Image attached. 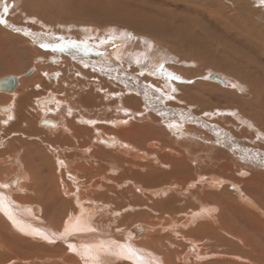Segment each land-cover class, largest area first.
Instances as JSON below:
<instances>
[{
  "label": "bare ground",
  "instance_id": "obj_1",
  "mask_svg": "<svg viewBox=\"0 0 264 264\" xmlns=\"http://www.w3.org/2000/svg\"><path fill=\"white\" fill-rule=\"evenodd\" d=\"M39 1H41V0H39ZM39 1L38 0H26V3H16V1L14 0V3H4L3 0H0V16L1 17H5V16L7 17V15L10 14L9 17L12 18L13 22L17 23V22H23V21L24 22L30 21V22L34 23L35 25L42 27V29L50 30L51 33H49V32L48 33L37 32L34 34H30V39L33 41V43L35 45L40 46L41 47V48L39 47L40 49H43V50L46 49L49 52H51L52 54H54L56 57H59L61 55L65 61L72 62V63L78 65L83 70H88V71L92 72L93 74H100L101 76H104V75L108 76V75H106L105 72H110L111 74H114V75H116L119 72L120 76L123 77V78H121V77L120 78L123 79V82H124V83L123 82H121V83L123 86L127 87V90H126V88L124 90L122 89V91L124 92L123 95H125L124 97H122L123 101H121V103H123V105L121 103L117 102V103H115L116 105L112 108L113 114H112V116H108L109 118L112 117L111 118L112 122L110 123V126H106V128H105L106 132L105 133L103 131L101 133V130L97 127L99 125L94 126L95 123L97 124V121L95 119L96 115L95 116H88L86 118H83L80 115H78V116L75 115L76 117H74L70 120H67V118L72 115L71 114L72 108L70 109L67 104L65 106L63 103L58 102V100H54V98L49 93H47L45 96H42L44 98H37L36 99L35 98L36 95H34V93H33V95H34L33 96L31 93H29L27 91H23L22 93H20V95H17V97L14 96L15 99H13L11 102H9L8 105H6V104L1 105L0 104V113H3V116L1 115L2 122H3L2 124L3 125L6 124L8 126H11V128L14 127L13 131L19 130V133L22 135V137H25L26 139H30L32 136H34L33 135V129L37 128V126L43 127V131H41L42 133H40L38 131L36 132L35 136L38 138L36 140H34L30 145L29 144L25 145L21 142V145H20V151L21 152L19 151V149L18 150L17 149L12 150L13 153H15L16 155H18V151L21 153V161L23 162L22 167L24 169V172L27 174V176L29 178L27 183L26 182H24L23 184L20 183V180H19L20 176L11 177L10 179L5 180V182L2 183L1 182L3 179L2 175L4 173H6L8 175L12 174V173H14L15 169L14 168L0 169V263L2 264L4 262L5 264H12L11 263L12 261L14 263L15 261L17 262V261H21L22 259H25V260H22V261H24L23 264H41L42 262H45L48 264H53V261H55V260H57V261L63 260L62 264H71V263H73V264H114L115 262L121 261V260L125 261L126 264H159V262L151 255L152 253H150V252L148 253V252L142 251L140 249L142 247H144L143 249H145V250L151 249V251L156 249L157 247L155 248L156 245L153 244L155 242L153 240H154V238H156L155 234H157V233H155V232L154 233L153 232L148 233V229L144 226H133L125 232L120 231L121 236H122V240L118 241L114 237H112L114 235L111 236L109 234V230H110L109 228L110 227L108 226V224L110 221L107 222V221L103 220L104 222L101 224V223H99V220L94 217L96 212H99V211L103 210L104 208H106L104 201L105 202L109 201V203L111 201H113L110 204L108 203L107 206L108 205H111L112 207L117 206L118 208L120 206L118 203L119 201L117 202L116 199H115V201L110 200L107 193H105V195H103L101 193L99 194V193L93 192L90 194V196H92L96 200H95V202H92L88 198H86L87 194L82 192V190L85 189V187L83 188L84 185L80 186V184H82L81 179L79 177H75L76 175H74V177H72L69 175V173L65 172L67 174L69 180L75 184L74 185L71 183L73 186L69 184L70 187L65 188V187H63V186H65V184L62 182H59V180L57 178L49 180V179H47V177L45 178V176H44V178L40 177V175L37 171V167L40 166L41 169H44V167H46L47 163H49V158H50V161L52 159V162L57 164L58 167L66 168L68 163L73 165L72 159L74 161H75V159H77L76 161H78V167L81 168V172H82L81 174L84 175L88 171H90L93 167H96V166L97 167L94 169H100L99 172L100 171H104V173H105V171L112 172V170H115L117 168V166H113V165H115L114 163L116 162V160H119L120 162H126L128 165H130V168H129L130 175L132 176V178L134 177V179H135L136 175L133 176V172H131V170L134 169L136 166H139V167L142 166L143 168L148 170L149 174H147V175L145 174L146 176H144V175L139 176L138 175L136 180L142 181L143 184L145 185V187H150V190H148L149 194L146 196L147 199L150 198V203L152 202L151 200L154 198V195H157L159 192L160 193H163V192L166 193V191L169 189V188H167L166 184H167L168 179L170 177L175 178V176H177L178 174L179 175L180 174L189 175L192 173V171H190L191 170L190 168H192V167L190 166V168H189L186 165L185 166L188 168H182L183 166H181L180 169L177 168L176 171L172 170V172H167V170L163 169V167H166L163 165V161L165 160L164 158H168V156L170 155L169 154L170 152L168 154H163V155H162V151L160 149H159L160 152H159V150L155 151V149H152V150H154V152L153 151L149 152V150H151V147L154 144L159 145L158 142L163 143L165 146H167L168 141H166L165 139L160 140V138L158 136L159 134H161V136H163V134L166 133V135L172 136L174 132H177L180 137L175 136L173 138L175 140L172 141V144H174L176 141L178 142L179 139L180 140L182 139L183 141H185L187 139L190 140L189 137H191V139L197 138V137L200 138L201 134L200 135H199V133L193 134V135L187 134L181 128V125L179 124V122H177V121L173 122L172 120L170 121L169 118L175 117L176 113L174 111H166L167 109L164 110L162 108L163 105H161V103H163V102L169 103V101L172 102L174 100H175V104H179V105L181 104L182 105V102H183L185 105L189 104V106H190L191 104L193 105L194 102L199 99V97H198V95L192 94L193 90L194 91L196 90V87L194 88V86L193 87H187V86H180V85L177 86L176 84L175 85L171 84L172 80H174L175 82L177 81L176 79L172 78V77H177V76L173 73V71L170 68L167 67V64L169 65V61L173 60V59L168 58L166 52L161 50L159 47L154 46L149 41L143 39V37H145V36L152 37L155 41L160 42L161 44H164L165 46L169 47L175 54H177L179 56L180 59L185 58V59H188L189 61H196V60L199 61L198 58L200 56L204 57L205 54L206 53L208 54L209 51L211 50L210 44H212V42H214V40L218 41L220 43L221 49H222L220 52H222L225 55V57L228 58V60L223 59L224 62H222V61L221 62H219V61L213 62L210 65H215L216 67H218L217 65L223 66V67L224 66L234 67L235 68L234 70H237V72H238L239 76L242 78V80H245L244 83L248 82L247 84L249 85V94H251V98L254 101V102H250V103H245L242 108L240 106V110H241L242 115L243 116L246 115L250 120H252L254 122H256V119H258V121H260V123H264V122H262L264 119L263 118L264 117V113H263V110H264V68L263 67H264V65H262L263 66L262 67L259 63L261 61L256 60V58L253 56L251 57V55H252L251 53L254 52L255 50H257V51L260 50V52H261L260 55L262 57H264V25L259 24V26H258V25L251 23L253 20L252 17L256 16L257 13L259 14L260 17L264 16V3H258V5H256L255 3H248V4L244 5L243 7H246L247 13H245L243 16L235 17L233 19H231L229 16L227 17L226 14L220 10V12L223 14L221 16V17H223V20H232L234 22V24H233V26H235L234 29L236 32H239L240 37L245 36L246 34H244V32H247L248 36L246 39L244 38V41H243L246 43V45H248V48H246V51H245V47L242 46V42H240V41H238V43L236 41L231 42V39L227 38L228 34H229V30H226L225 28H224L225 31L219 29V31H223V33H222V32L217 31L216 28L213 27L211 21H209V15H210L209 9L210 8L215 9L216 5H214V3H210V2L209 3H199L200 5H204L201 7V6H199L198 3H196L197 0H69V1H73L75 3H69V1H66V0H65L66 2L64 0H62L61 3H59V0H53L54 2H52V3H39ZM43 1L46 2V0H43ZM28 4H31L33 6L34 12H36V13H39V11L42 12L44 9H46L47 13L52 14V17H57V18H59V17L63 18V17H68V16L74 17L75 13H72V10L70 11V9H68V11H66V12H64V10L62 11V9H61V11H59L57 9V8H61L62 6H66V7L70 8V5H72V6L76 5V6H80V7L82 6V7H84L85 11H88V12L91 9H94L93 12H95L94 15L97 16L96 18H98V17L99 18L100 17L101 18H105V17L108 18V16L112 13V18H113V14L117 15L119 18H121L123 20L124 25H121V24L119 25L118 22L119 23H121V22L118 21L117 18L116 19L110 18V20L117 22L116 26L120 29H123V31L125 29L131 31L133 34H135L137 36V38L130 37V35L125 33V31L124 32L121 31V36H119V37L116 35V33L114 31H112V32L108 31L109 33H107V34H105V32H103L104 33L103 36H101L98 33L100 35L99 38L90 39V37H92V36L87 33V31H89V29H87L86 27L84 28V26L78 27L81 30V33H79L80 39L77 36L79 34L76 35L79 40L78 39L74 40L71 36H69L70 34H68L67 36L65 34H62L61 35L63 37L62 38L59 36L60 34L58 35L57 32L55 31V29H56L55 27H57V29H59V30H66V31H69V30L67 28H63V27L60 28L58 26V25H61L60 23H57V24L54 23L55 24L54 26H52V24L48 25V23L45 24L44 22H42L41 19L36 17L37 15H35V16L32 15L31 17L27 16L28 11L26 8H27ZM258 7H260V8H258ZM71 9H75V8H71ZM77 10H79V9H77ZM243 11H245V10H243ZM8 12H10V13L8 14ZM213 15H215V14H213ZM249 15L251 18L249 17ZM212 17L213 16H211V18ZM78 20H80V18H78ZM212 20H214V18H212ZM215 23H217V22L214 21V24ZM228 23H230V22H228ZM262 23H264V20ZM68 25H69V28L74 27L73 24H72V26H71V24H68ZM223 27H226V26H223ZM52 28H55V29H52ZM118 28H117V30H118ZM52 30H54L55 32ZM113 30H115V29H113ZM84 31H85V34H84ZM103 33L101 32V34H103ZM251 33L254 36L249 37V34L251 35ZM55 35H57V36H55ZM44 44L48 45V47H42L41 46ZM31 45H33V44H31ZM60 45H63V47H60ZM10 51L13 54L14 48H11ZM235 53H237V55H236L237 58L236 59L234 58L233 60L230 59V58H233L235 56ZM55 59L56 58H54V57H50L48 60L50 62H55ZM260 60H261V58H260ZM16 63H17V61H16ZM208 63H210V61L206 60L205 65H207ZM16 65L19 68L20 65H18V63ZM17 67L16 68L10 67L11 72L15 71V69H17ZM250 68L256 69L255 71H258V69H260V74H258V75L255 74L253 71L249 70ZM0 70H2L1 66H0ZM83 70H81L82 71L81 73L87 74L88 71H83ZM223 70H225V69H223ZM234 72H236V71H234ZM242 72H243V74H241ZM119 73H118V75H119ZM128 73L129 74L135 73L138 78L141 77L143 79H146V77H147V78L152 80V82H151V80H150V82L153 84H155L154 80L156 78H160L163 80V84L160 88H159V86L157 89L155 87L156 91L152 90L151 93H153V91L155 93V95H153V94L149 93V91H147L148 92L147 93L146 90L145 91L142 90L143 85L140 86V83L137 80H135V78L132 79ZM252 73H254V75ZM93 76H95V75H93ZM96 77L97 76H95V78ZM220 77L222 79H224L225 86L233 87L232 83L228 82L226 80V78H223V76H220ZM5 78H8V77H5ZM5 78H3V79H5ZM207 78H208V76H207ZM3 79H1V80H3ZM15 80H16V86L14 87L13 90L16 89V87L18 86V83H19L16 78H15ZM71 80H73L75 83H77L79 85L82 83L81 80L76 79V78L74 79L73 75L71 76ZM71 80L69 82H71ZM75 80H78V81H75ZM103 82H105V81H103ZM179 82H180V80H179ZM117 83H119V82H117ZM112 84H115V82ZM148 84L147 83L145 84L146 88H147ZM43 85H41V86H43ZM156 85L157 84H155V86ZM30 86H32V85H30ZM34 87H36V86H34ZM170 87L173 88V91ZM121 88H122V86H121ZM33 89L35 90V88H33ZM36 89L38 90L37 87H36ZM110 89H112V88H110ZM114 89H115V87H113V90ZM0 90H2V89H0ZM30 90H32V89H30ZM86 90L87 91L84 93H77L75 95L77 98V103H76L75 107H77L76 109H78V106H79L81 109H83L85 111L86 114L91 113V115H94L95 113L93 111H96L94 109L97 107L96 106L90 107L88 105L89 104L94 105L97 102L98 98H96V96H94L93 89L91 91H88V89H86ZM157 90H160V91L157 92ZM238 90H239V88H238ZM6 91H9V90H6ZM66 91H69V90L66 89ZM117 91H118V89H117ZM175 91H177V94L175 95L177 97L172 96V92H175ZM98 94H100V93H98ZM222 94H226L225 91L222 92L221 95ZM204 95L206 96L207 94H204ZM211 95H214V94H211ZM39 96H41V95H39ZM224 96L225 95H223V97ZM229 96H231L233 101L237 102V99H236L237 96L235 94H232ZM1 99H4V98L0 97V101H1ZM14 102H17V104H18L17 108H14L15 105L12 106L14 104ZM75 102H76V100H75ZM259 102H261L260 104L263 105L261 107V109H263L262 111H260L261 110L259 108L260 106H258ZM32 103L34 105L33 106L34 108L32 107L33 109L30 108V106H31L30 104H32ZM51 103L53 105H51ZM49 104H50V106H49ZM172 104H173V102H172ZM62 106H65V108H63ZM126 108L127 109L132 108V110L142 109V112H141V114L140 113L135 114V113L127 111ZM13 110H15V111H13ZM79 111H81V110H79ZM101 111H102V116L104 118V116H106L105 114L107 112H109V107L104 106ZM60 112L63 114L61 117L59 115ZM73 112H75V111H73ZM152 112L155 114H153ZM76 114H78V113H76ZM254 114L258 115L257 118H255ZM139 115H141V116L145 115L143 117H145L146 121H149L148 124L146 123L144 125V123L143 124L141 123L142 124L141 125V124L131 122L132 125L128 129L127 128L126 129H124V128L123 129L111 128V125L112 126L113 125H121V123L123 124V122H125L126 120H131L135 116L136 117L138 116L137 118H139ZM11 117H13L14 120H13V122L8 124V120L9 119L12 120ZM207 117H209V116H207ZM247 117H244V118H247ZM59 118H62V120L60 121ZM26 123H27V125H25ZM101 123H103V121ZM247 124L249 125V123H247ZM23 125H25L26 127H22ZM155 125H159L160 127H163L162 130H164L165 133L162 131H159L160 130L159 128L157 129V127H154ZM69 126L71 128L68 129ZM211 131L215 135V138L220 143H222L221 146L224 149V135L221 132V130L219 131L217 129H214ZM7 132H10V129ZM30 132H32V133H30ZM83 132H84V135H83ZM86 133L89 136L87 138L88 143H89L88 144L89 147L94 146L95 144L98 145L99 143H102L104 146H106V147H104L105 153H103V154H106L109 157H112V161H115V162H109V161L105 162V161H103V158H100V157H99V160L98 159L94 160V159L90 158L87 154V152H88V147L86 146L87 144L85 143L86 145L85 144L83 145L81 140H79V142L76 146V141L80 137L84 136V141H86L85 140L86 139L85 137H87ZM0 134H1V131H0ZM114 134L115 135L117 134L118 136H120V139L118 138L119 139L118 140L117 138H115L113 136ZM204 137L209 139V136H207L206 134H204ZM16 138H17V136H16ZM129 138L131 139V142H133V145H135L134 144V142H135V143H137L138 146H144V144H145V147L143 149H140V147L138 148L135 145L137 147V149L135 147L133 148V145L131 144V142H128V143H130V145L128 143L124 142V140L127 141V139L129 140ZM173 139H171V140H173ZM259 139H261V138L259 137ZM261 140L264 142L263 137ZM6 141H3V139L0 138V148L6 144ZM71 143L74 145H72ZM60 144H62V145L68 144L69 146L68 147H66V146L64 147L62 145L59 146ZM12 145H13V143H12ZM160 145H162V144H160ZM211 145H214V144H211ZM215 145H216V143H215ZM107 146H111V147L107 148ZM169 146L171 147V144ZM174 146H175V144H174ZM174 146L172 148H175ZM149 147H150V149L148 150L147 148H149ZM179 147L181 148V146H179ZM233 147H235L234 144L230 146L229 151H227L226 149L223 150L222 148L216 149L215 146H210V145L209 146H202L200 144H196L193 146L185 145L182 147L183 153H185L187 155H188V152H191V154L193 153V155L195 152L197 153V154L195 153L196 155H194V156L191 155L192 158H189L188 156L187 157L192 161L198 160V163H197L198 165L196 164V162H194V164L196 165V166L194 165L195 173L193 172L195 174L194 182L190 181L187 183V186L190 188H192V187L194 188L196 186V188L191 189L192 191H189L190 194H187L190 197V198H187V201L189 202V200H190L189 204L192 207H194V209H196V212L194 210L195 214L188 215V216H186V218H183L179 222L182 224L189 223V225H190V223L193 220H196V221L205 220V222H201V224H199L198 229H199V227H200V229L198 231L194 229L195 232H193V228H192L191 230L188 229L189 230L188 232L193 234V236H194V235H199L201 229L207 230L206 234H207V237L209 239H207L205 236L204 237L207 239V241H209V243L206 242L207 244L205 243V245H208V244H210V242L211 243L213 242L214 244H216L215 247H217V250H215L216 252L217 251L223 252V251L227 250L228 252H231L230 256H232V258L236 257V259H237V257L243 256V254L240 251L241 250L240 244H238L239 241L237 240L238 241L237 243L229 241V240L227 241V238L224 237L225 235L222 237V235H220V233H218V234L216 233L217 228H218V230H220L219 227L216 225V222L218 220L216 218L219 217L218 215H217L218 217H216V213H218L220 208H221V211H220L221 214L227 218L226 220H228V222H231V221H229L231 219H228L229 217L225 213L226 212L225 210H228L227 208L229 207V209L236 210V212H238V213L240 211H244V212L246 211L245 213L247 214V217L249 216V217H251V219H253V222L254 221L257 222V218L254 216H251L252 214H251L250 210H248V209L254 210V209H256V206H254L252 204V201L248 197L243 196L241 191L239 192L238 186H236L232 183L229 185L230 186L229 188L231 190H234L237 192V194H235V197L229 196L228 194L226 196L225 193L218 192V190L222 187V185H224L225 179H223L224 176L220 177L221 175H219V170H218V168H216V165L218 163V162H216L217 161L216 159H220V158L216 157L214 154L215 153H218V154L223 153V157H224V154H226L228 159H230V158L234 159V157H235L238 160L239 159H247L248 161L251 160V162H255V164H258L257 166H260V164L258 163L260 161L259 160L260 158H258V157L253 158L254 156L251 157L249 155L250 152H248V151L243 152L242 150H240L238 152L239 154L233 155L230 152V150H232ZM156 148H157V146H156ZM39 149L44 150V156H46V159L44 157L42 158L40 156L41 151ZM167 149L168 148L166 147L165 150H163V149L162 150L168 152ZM7 150H6V152H7ZM177 151H180V150L178 149ZM70 152H71V154L67 155V153H70ZM73 152H75V155L73 154ZM176 153H178V152H176ZM171 154H173V153H171ZM179 154L181 155V153H179ZM230 154H232L234 157L233 156L231 157ZM94 155H95V157L97 156L96 153H94ZM151 155H153L152 157L154 159L152 157L151 158L154 160V162L153 163H148V162L146 163L148 157H150ZM98 156H97V158H98ZM108 156H107V158H108ZM178 158H180V157H178ZM211 158L214 162L211 160ZM1 159H3V158H1ZM7 159H9V157ZM34 159L38 161V163H37L38 166H37V164L33 163ZM228 159H227V161H229ZM158 160H160V161H158ZM70 161H72V163ZM172 161H170V162L172 163ZM0 163H3V160H0ZM262 165L264 167V164H262ZM104 166H106V168ZM158 166H160V167H158ZM126 167L127 166H124V165L122 166V168H124V169ZM171 167H173V166H171ZM49 168H51V166ZM206 170H208L207 172L210 174V176H207L206 178L201 177L200 173L203 171H206ZM257 173L258 174L260 173L261 175L258 176ZM115 174H117V173H115ZM220 174H221V172H220ZM88 176H89V174H88ZM252 176H253V178L248 183L249 186L247 187L246 185H244V188H245V190L246 189L251 190L253 188L256 189V192L258 191L257 193L259 196L257 195V193L255 194L254 191H251V194L249 191H246V192H248L250 195H252L254 197L255 196L259 197L258 199L259 200L262 199L261 201H262V203H264V200H263V197H264V173L259 172L258 170H252ZM96 177H94V178H96ZM113 177H115V176H113ZM178 178H179V176H178ZM100 179L104 180L103 177ZM127 179H129V178H127ZM18 182H19V184H21L20 188L22 190L20 189L21 190L20 192L14 194V193H12V191L14 190L12 187H16ZM154 187L155 188L157 187V189H156L157 191L151 189ZM168 187H170V186H168ZM251 187H253V188H251ZM10 188H12V189H10ZM110 188H112V187H110ZM17 189H18V187H17ZM97 191H99V190H97ZM130 191H131V189H130ZM134 191L139 192L140 189L136 187ZM172 191H174V190H172ZM193 191H194V193H193ZM23 192L26 194L21 195ZM19 193H21V194H19ZM166 194H163V195H166ZM126 195L127 194H125V196ZM230 195H232V194L230 193ZM188 196H186V197H188ZM117 197H119V196H117ZM130 197H132V196L130 195ZM130 197L127 196L125 198H127L129 201L131 199ZM182 197H183V195H182ZM120 198L122 199L121 196H120ZM160 198H162V197H160ZM222 198L224 199L225 202L220 201V199H222ZM97 199H102L103 202H98ZM183 199H184V197H183ZM213 200L215 201V204H217V205H214V207L210 203ZM139 202H141V201H138V203ZM159 202L155 201L154 206L159 205V204H157ZM171 202H172L171 203L172 205L169 202V205L168 204H166V205L160 204V207L159 206H157V207L162 208L166 213V212L172 210V208H175V205H173V201H171ZM223 203L225 204V206H227L226 209L223 208ZM83 204H85V205L86 204H92L93 209L91 210V209L84 208ZM176 204H181V203H176ZM259 204H261V203H259ZM186 205L187 204H185L184 206H186ZM147 206H149V204ZM149 208H148V210H149ZM151 209H154V208L151 207ZM183 209H184V207H183ZM74 210H75V212H74ZM154 211H156V210H154ZM175 211H177V210H175ZM178 211H179V209H178ZM181 211H180V213H181ZM143 213L132 214V217L138 216V219L139 218L141 219V217L146 216V214H143ZM241 213L242 212H240V214ZM257 213H258V217L260 215H264V213L262 212V209H260L259 206L257 208ZM157 214H158V212H157ZM185 214L186 213H184V215ZM229 216H231V215H229ZM126 218H128V216L122 215L119 218V220L115 219V218L114 219L116 220V222L120 223L122 221H127L128 219L126 220ZM114 219L111 220L110 223H113ZM220 219H223L222 216ZM166 220H164V221L166 222ZM210 220H212L211 223L209 222ZM214 222H215V224H214ZM251 222H252V220H251ZM261 223L262 224H259V225L263 226L264 224H263L262 220H261ZM219 224H220V222H219ZM230 225H231V223H230ZM256 225H257V223H256ZM184 226H182V227H184ZM192 226H194V224ZM222 226L226 227V225H222ZM223 227H222V230H223ZM238 228H239V226H238ZM214 229H215V232L213 233ZM226 230H227V228H226ZM224 231H225V229H224ZM259 231H261V233H263L262 232L263 230L260 229ZM146 233L148 234L147 237L139 242V238ZM227 233H228V231H227ZM184 234H182V235H184ZM231 235H230V238H231ZM239 235H240V233H239ZM191 237H192V235H191ZM242 237H243V235H242ZM185 238H187V237H185ZM194 238H196V237H194ZM199 238H200V236H198V238H196V240H195L196 244H198L197 239H199ZM165 239H166V237H165ZM191 241H188L189 245L186 246V248L184 249V252H182L183 254L180 255V257H182V259L184 257H187L188 255L189 256L191 255L192 257H194L196 255H198V257L200 256L199 254H201V252L199 253L198 248H197L198 246L195 245V243L191 242ZM200 241H202V240L199 239V242ZM158 245H160V244H158ZM168 245H170V244H168ZM172 245H170V246H172ZM174 245H176V244H174ZM205 245L203 244V246H205ZM138 247H140V248H138ZM209 247H211V246H209ZM245 248H247V247H245ZM159 249H160L159 251H161V248H159ZM203 251H204V249H203ZM203 251L201 254L202 256L204 255ZM233 252L237 253L239 255L234 256L235 254L232 255ZM213 253L214 252H212V254ZM240 254H242V255H240ZM169 255H171V254H169ZM206 255H208V254H206ZM178 257H179V255H178ZM198 257H194V258L197 259ZM187 258L189 259V257H187ZM210 258L213 259V257H210ZM27 259H31L32 260L31 263H29L28 261H30V260H27ZM238 259H240V258H238ZM206 260H208V258ZM241 260H243V259H240V261ZM171 261H169L168 259H165V264H176V262L173 263ZM178 261H179V259H178ZM67 262H69V263H67ZM16 264H19V262H17ZM193 264H195V263L193 262ZM209 264H226V263H224V262L221 263L219 261H216L214 263L211 262Z\"/></svg>",
  "mask_w": 264,
  "mask_h": 264
},
{
  "label": "rangeland",
  "instance_id": "obj_2",
  "mask_svg": "<svg viewBox=\"0 0 264 264\" xmlns=\"http://www.w3.org/2000/svg\"><path fill=\"white\" fill-rule=\"evenodd\" d=\"M15 1H16V3H26V0H15ZM66 1H69V0H66ZM3 2L4 3H14V0H3ZM52 2H54V1L53 0H46V2L43 1V0L39 1V3H52ZM61 2H62V0H59V3H61ZM209 2L210 3H214V5H216L215 9H211V8L209 9V12H210L209 13L210 14L209 15V21H211L213 27L216 28L217 31H219V29L223 30V31H225V29L229 30V34H228L227 38L228 39L230 38L231 42H235V41L237 43H238V41L242 42V46L245 47V51H246V48H248V45H246V43L243 42V41H244V38L246 39L247 36H248L247 32H244V34H246L245 36L240 37L239 36L240 35L239 32H236L235 29H234L235 28V26H233L234 22L232 20H223V17H221L223 14L220 12V10L222 12H224L227 17L229 16L231 19H233L235 17L243 16L245 13H247L246 7H243L244 5H246L248 3H255L256 5H258V3H261V0H197L196 1V3H198V4L199 3H209ZM69 3H75V2L69 1ZM199 6L202 7L204 5H200L199 4ZM71 8H75V9H71ZM76 8L79 9V10H77ZM258 8H260V7H258ZM26 9L28 11L27 12V16L31 17L32 15L33 16L37 15L36 17L41 19L42 22H44L45 24L48 23V25L52 24V26H54L55 24L60 23L61 25H58L60 28L63 27V28H67L69 30V31L59 30V29H57V27H55L56 29L52 28V29H55V31L57 32L58 35L60 34L59 35L60 37H62L61 36L62 34H65L66 36L68 34H70L69 36H71L74 40L78 39V37L80 39V34L79 33H81V30H80V28H78L79 26H84V28L86 27L87 29H89V31H87V33L90 34L93 37V38L90 37V39L99 38L100 35L101 36L104 35L103 32H105V34H107L110 31L111 32L114 31L116 33V35L119 37V36H121V31H123V29H120V28H118L116 26L117 22H114V21L110 20V18L111 19H116L117 18L118 21L121 22V23L118 22V24L119 25L120 24L124 25L123 20L121 18H119L117 15L113 14V18H112V13H111L108 16V18L107 17H105V18H101V17L100 18L99 17L96 18L97 16H95L94 15L95 12H93L94 9H91L88 12V11H85L84 7H82V6L80 7V6H76V5H73V6L70 5V8H68L66 6H62L61 8H57L59 11H61V9H62V11L64 10V12L68 11V9H70V11L72 10V13H75L74 17L71 16L72 18L70 16L63 17V18L52 17V14L47 13L46 9H44L42 12L39 11V13H36V12H34L33 6L31 4H28ZM243 10H245V11H243ZM9 13L10 12H8V14ZM213 14H215V15H213ZM9 16H10V14L7 15V17L6 16L5 17H1L0 16V66L2 67V70H0V80L5 78V77H13V78H16L19 83H18V86L16 87V89L13 90V91L12 90L11 91H4V90L2 91V90H0V97L4 98V99H1L0 104L1 105H5V104L8 105L9 102H11L13 99H15L14 96L17 97V95H20V93H22L23 91H27V92L31 93L32 95L34 93V95H36V97H35L36 99L37 98H44L42 96H45L47 93H49L54 98V100H58V102L63 103L65 106L67 104L70 109L72 108L71 109V111H72L71 114L72 115L69 116L67 118V120H70V119L76 117L75 115H77V116L80 115L83 118H86L88 116H95L96 115L95 119L97 121V124L95 123L94 126L99 125L97 127L101 130V133H102V131L105 133L106 132L105 131L106 126H110V123L112 122V119H111L112 117L111 118L108 117V116H112V114H113L112 108L116 105L115 103H117V102L121 103V101H123L122 97H124L125 95H123L124 92L122 91V89L124 90L126 88V90H127V87L123 86L122 83H121V82H123V79H121L123 77L120 76V73L118 72L119 75L117 73L116 74L117 76L114 75V74H111L110 72H105L106 75H108V76H105V75L101 76L100 74H93L92 72H90L88 70H83L78 65H76V64H74L72 62L65 61L62 58L61 55L59 57H56L54 54H52L48 50L40 49L41 47L38 46V45H35L33 43V41L30 39V34H34V33H37V32H44V33H48L49 32V33H51V31L48 30V29H42V27H39V26L35 25L34 23H32L30 21H25V22L23 21V22H17V23L13 22L12 18H10ZM211 16H213L212 18H214V20H212ZM249 17H250V15H249ZM78 18H80V20H78ZM252 19L253 20H252L251 23H253L255 25H258V26H259V24L260 25H264V23H262L263 20H264V16L260 17L259 14L257 13L256 16L252 17ZM214 21L217 22V23L214 24ZM228 22H230V23H228ZM68 24H71V26L73 24L74 27L69 28ZM223 26H226V27H223ZM117 28H118V30H117ZM113 29H115V30H113ZM52 31H54V30H52ZM124 31H125V33L129 34L130 37L137 38V36L135 34H133L131 31H129L127 29H125ZM223 31H219V32L223 33ZM101 32L103 34H101ZM77 34H79V35H77ZM84 34H85V31H84ZM55 36H57V35H55ZM251 36H254V35L251 33V35L249 34V37H251ZM143 39L149 41L152 45L159 47L161 50L166 52L168 58H172L173 59V60L169 61V65L167 64V67L170 68L173 71V73L177 77H179V79H176L177 80L176 82L174 80H172L171 84H174V85L176 84L177 86H179V85L180 86H187V87H193L194 86V88L196 87V90L195 91L193 90L192 94L198 95V97H199V99H198L199 101L198 100L195 101L194 104L193 105L191 104L190 106H189V104L185 105L183 102H182V105L181 104L180 105L179 104H175V100L174 101L171 100L173 102V104L170 101H169V103H165V102L162 101L164 104L161 103V105H163V107L162 106L161 107L164 110L167 109L166 111H174L176 113L175 117H170L169 118L170 121L172 120L173 122L174 121L179 122V124L181 125V128L189 135L198 134V133H199V135L201 134L200 138L197 137V138L191 139V137H189L190 140L187 139L185 141H183L182 139L181 140L179 139L178 142L176 141L174 143L175 144V146H174V144H172V141H174L175 139H173V138L175 136L180 137L179 134L177 132H174L172 136L171 135H166L165 131L162 130L163 127H160L159 125H155L154 127H157V129L159 128L160 129L159 131H162V132L165 133V134H163V136H161V134L158 135L160 140H164L165 139L166 141H168L167 142L168 144H167V146H165L163 143L158 142L159 145L160 144H162V145L159 146V145L154 144L155 146L153 145L152 146L153 148L151 147V150H149L150 147L147 148V149L149 150V152H152V151L154 152V150H152V149H155V151L160 149L162 151V155L163 154H168L170 152L169 153L170 157L168 156V158H164L165 160L163 161V165L166 166V167H163V169L167 170V172H172V170L176 171L177 168L180 169L181 166H183L182 168H188V167L190 168V166H191L192 168H190L191 169L190 171H192V173L193 172L195 173V171H194V169H195L194 168V165H195L194 162H196V164H197L198 160L192 161L189 158H192V156L196 155L197 153L195 152L196 154L194 153V155H193V153L191 154V152H188V155H187V154L183 153L182 147L185 146V145L193 146V145H196V144H200L202 146H209V145L210 146H215L216 149L222 148V146H221L222 143H220L215 138V135L211 131V130H214V129H217L219 131L221 130V132L224 135V149L222 148L223 150L226 149L227 151H229L230 146L234 144L235 147H233V149L230 150V152L233 155L239 154L238 152L240 150H242L243 152L244 151L250 152L249 155L251 157L254 156L253 158H255V157L260 158L259 159L260 161L258 162L260 164V166H257L258 164H255V162H251V160H249V161L247 159H239L238 160L232 154H230V156L231 157L233 156L234 159L233 158L228 159L226 154H224V157H223V153H219V154L215 153L214 154L216 157L220 158V159H216L217 160L216 162H218L217 165H216V168H218V170H219V175H221L220 177L224 176L223 179H225L224 185H222V187L218 190V192L225 193L226 196L228 194L229 196L235 197V194H237V192L234 191V190H231L229 188L230 187L229 185L232 183V184L238 186L239 192L241 191L242 195L245 196V197H248L252 201V204L254 206H256V209H254V210L248 209V210H250V212L252 214L251 216H254V217L257 218V222L254 221L255 223L253 222V219H251V217H249V216L247 217V214L245 213L246 211L245 212L244 211H240V212H242L240 214V212L238 213V212H236V210L229 209V207H228L227 208L228 210H225L226 211L225 213L228 215V217H229L228 219H231V220H229L231 222H228V220H226L227 218L224 217V215L221 214V212H220L221 208L220 207H219L220 208L219 212L216 213V217L219 216L221 218V216H222V218H223V219H220L219 217L216 218V219H218L217 222H216V225L220 229V230H218V228H217L216 229V233L217 234L220 233V235H222V237L225 235L224 237L227 238V241L229 240V241H232V242H235V243H237L239 241L238 244H240V247H241L240 251L243 254V256L237 257V259H236V257L232 258V256H230L231 252H228L227 250L223 251V252L221 251L222 253L219 252V251L216 252L215 250H217V247H215L216 244H214L213 242L212 243L210 242V244L205 245L206 242L209 243V241H207V239H209L207 237V234H206L207 230H202L201 229L200 234L199 235H194V236H193V234L188 232L189 231L188 229L191 230L192 228H193V232H195V230L198 231L200 229V227L198 229L199 224H201V222H205V220H202V221L201 220H198V221L193 220L190 223L191 226L189 225V223L182 224V223L179 222L183 218H186V216L193 215L196 212V209H194V207H192L189 204L190 200H189V202L187 201V198H190L187 195V194H190L189 191H192L191 189L196 188V186L194 188L193 187L190 188V187L187 186L188 182H190V181L194 182V180H195V174L194 173L193 174L191 173L189 175H185L184 174L185 176L183 174H180V175L178 174L177 176H175V178L173 177L174 179L172 177H170L168 179L169 183L167 182V184H166L167 188H169L166 191V193L168 195L165 192H163V193L159 192L157 195H154V198L151 200L153 203L152 202L150 203V198H148L149 199L148 200L147 197H146L149 194L148 190H150V187H145V185L143 184L142 181H139V180L137 181L136 180L138 175L139 176L140 175L146 176L147 174H149L148 170L143 168L142 166H140V167L136 166L134 169L131 170V172H133V176L136 175L135 176L136 178L135 179H134V177L132 178V176L130 175V170H129L130 165H128L126 162H120L119 160H116V162H117L116 163L115 161H112V157H109L108 155L103 154V153H105L104 147H106V146H104L102 143H99L100 145L99 144L98 145L95 144L94 146H90L89 147V145H88L89 143H88V139H87L89 136L86 133L87 137H85L86 138L85 140L87 142L84 141V136H82L83 138L80 137L79 139H77L76 146H77L79 140H81L83 145L85 143L87 144V145L86 144L85 145L88 147L87 154H88V156L90 158H92L94 160L95 159L99 160V157H100V158H103V161H105V162H107V161L115 162L114 163L115 165H113V166H117V168H116L117 170L116 169L112 170V172L105 171V173H104V171H100L99 172L100 169H94V168L97 167L96 166V167H93L90 171H88L86 174L83 175V174H81L82 173L81 172V168L78 167V161H76L77 159H75V161L72 159L73 165L68 163V165L66 167L67 169L63 168V167H61V168L58 167L57 164L52 162V159L50 161V158H49V163H47L46 167H44V169H41V167L38 166V164H37L38 161L34 159L33 163L37 164L38 167L37 166L36 167H37V171H38L40 177L44 178V176H45V178L47 177V179H49V180L57 178L59 180V182H62V183L65 184V186H63V187L66 188V187H70L69 184L70 185L74 184V183H72L69 180V178H68L66 173H69V175L72 176V177H74V175H76L75 177H79L81 179L82 184H80V186L84 185L83 188L85 187V189H83L82 192L87 194L86 198H88L90 201L95 202V200H96L95 198L90 196V194L93 193V192L99 193V194L101 193L103 195H105V193H107L108 197L110 198V200H114L115 201V199H116L117 202L119 201L118 202L119 205H120L119 208L117 206H115V207H112L111 205L107 206L109 201L108 202L104 201V203L106 205V208H104L103 210H101L99 212H96L94 217L97 218L99 220V223L102 224L104 221H107V222L110 221L111 222V220H113L114 218L119 220V218L122 215L128 216V218H126V220L128 219L127 221H122V222L119 223V222H116V220L114 219L113 223L109 222V224H108V226L110 227L109 228L110 229L109 230V234L111 236L114 235L112 237H114L118 241L122 240V236H121L120 231L121 232H125V231L129 230L133 226H144V227H146L148 229V233L149 232L157 233V234H155L156 238H154V240H153V241H155L153 244L156 245L155 246V248L157 247L156 249L151 251V249L150 250L143 249L144 247H142V248L138 247V248H140L142 251H146L148 253L149 252L152 253L151 255L159 262V264H161V263L165 264V259H168L169 261L172 260L171 262H173V263L176 262V264H193V262L195 264H207V263L209 264L211 262L214 263L216 261H219L221 263L224 262L226 264H232V263L233 264H264V228H263L264 225L263 226L259 225V224H262L261 220L263 221V224H264V215H260L259 216L260 218H259L258 217V213H257L258 206L260 207V209H262V212L264 213V210H263L264 209V203H262V201H261L262 199H260V200L258 199L259 197H256V196L254 197V196L250 195L251 191H254L255 194H256L258 192V191L256 192V189L251 187L253 189H251V190L250 189H246L245 190V188H244V185H246L247 187L249 186L248 183L253 178L252 170H258L259 172L264 173V167L262 165V164H264V142L261 140L262 137L264 139V123H260V121H258V119H256L257 123L252 121V120H250L246 115L243 116L242 113H241V110H240V106L242 108L245 103L254 102L252 100V98H251V94H249V85L247 84L248 82L244 83L245 80H242V78L239 76L237 70H234L235 69L234 67H228V66H224L223 67V66H219V65H217L218 67H216L215 65H210L213 62H218V61L219 62H221V61L224 62L223 59L224 60H228V58H226L225 55L222 52H220L222 50L221 49V45L216 40H214V42H212V44H210L211 50L209 51L208 54L206 53L204 57L200 56L198 58L199 61H197V60L196 61H189L188 59H185V58L184 59L182 58L183 60L180 59L179 56L177 54H175L169 47L165 46L164 44H161L160 42L155 41L152 37L145 36V37H143ZM31 44H33V45H31ZM11 48H14L13 54L10 51ZM260 53H261L260 50L259 51L255 50L254 52L251 53L252 55L251 54L250 55H251V57L252 56L255 57L256 60L261 61L259 63L262 66V65H264V57H262L260 55ZM236 55H237V53H235V56L233 58H230V59H232V60L234 58L236 59L237 58ZM50 57L56 58L55 62H50L48 60ZM260 58H261V60H260ZM206 60L210 61V63H208L207 65H205ZM16 61H17L18 65H20L19 68L16 65L17 64ZM10 67H15V68L17 67V69H15V71L11 72V68ZM223 69H225V70H223ZM81 70L88 71V72H87V74H83V73H81L82 72ZM249 70L253 71L257 75L260 74V69H258L259 72L255 71L256 69H254V68H250ZM234 71H236V72H234ZM254 73H252V74L254 75ZM208 74H216V75H219V76H223V78H226V80L228 82L232 83L233 87H227L225 85H221L220 83L207 78ZM241 74H243V72ZM72 75L74 76V79L75 78L79 79V80H81L82 83L79 85V84L75 83L73 80H71V76ZM93 75H95L97 77L95 78V76H93ZM129 76H131L132 79L135 78V80H137L140 83V86L143 85L142 90H144V91L146 90V92L149 91V93H151L152 90L156 91L158 86L160 88L162 86V84H163V80L160 79V78H156V77H155L156 79L154 81H155V84H157V85L155 86V84L151 83L152 80L147 78V77H146V79H143L141 77L138 78L135 73H131V74H129ZM70 80H71L72 83L69 82ZM150 80H151V82H150ZM179 80H180V82H179ZM75 81H78V80H75ZM103 81H105V82H103ZM114 82H115V84H112ZM117 82H119V83H117ZM146 83L147 84L149 83L147 85V88L145 86ZM30 85H32V86H30ZM41 85H43V86H41ZM34 86H36L38 88V90L40 89L41 91L40 90L38 91L36 89V87H34ZM121 86H122V88H121ZM113 87H115L114 90H113ZM155 87H156V89H155ZM33 88H35V90ZM110 88H112V89H110ZM170 88L173 91V88L172 87H170ZM238 88H239V90H238ZM30 89H32V90H30ZM66 89H68L69 91H66ZM86 89H88V91H91L93 89L94 96H96V98H98L97 102L94 105H90V104L88 105L90 107H93V106L97 107V108L94 109L96 111H93L95 113L94 115H91V113L86 114L85 111L83 109H81L79 106H78V109H76L77 107H75V105L77 103V98H76L75 95L77 93L86 92L87 91ZM117 89H118V91H117ZM154 91L151 94L155 95ZM158 91H160V90H157V92ZM221 91L222 92L225 91V93L227 95L226 94H222L221 95V93H222ZM98 93H100V94H98ZM176 94H177V91L172 92V96L177 97V96H175ZM204 94H207V95L205 96ZM211 94H214V95H211ZM232 94H235L237 96V98H236L237 102L233 101L231 96H229V95H232ZM39 95H41V96H39ZM223 95H225V96L223 97ZM75 100H76V102H75ZM260 103L261 102L258 103V106H260L259 108L261 109V107L263 105L260 104ZM121 104L123 105V103H121ZM30 105H31L30 108H32L34 106L33 103L30 104ZM51 105H53V104L51 103ZM12 106H14V108H17L18 107L17 102H14V104ZM49 106H50V104H49ZM65 106H62V107L65 108ZM104 106L109 107V112H107L105 114L107 117L104 116V118H103L101 110L103 109ZM79 110H81V111H79ZM126 110L129 111V112L135 113V114H138V113L141 114V112H142V109H140V110H138V109L132 110V108H128V109L126 108ZM262 110L263 109H261L260 111H262ZM13 111H15V110H13ZM73 111H75V112H73ZM76 113H78V114H76ZM263 113H264V110H263ZM153 114H155V113H153ZM1 115L3 116V113H0V117H1ZM59 115L61 117L63 114L60 112ZM143 116H145V115H143ZM143 116L139 115V118H137L138 116L137 117L135 116V117H133V119L126 120L125 122H123V124L121 123V125H113V126L111 125V128H118V129H123V128L126 129L127 128L128 129L132 125L131 122H134V123H137V124H141V123L143 124L144 123V125L146 123L148 124L149 121H146L145 117H143ZM207 116H209V117H207ZM254 116H255V118H257L258 115L254 114ZM244 117H247V118H244ZM11 118H12V120L9 119L8 120V124L13 122L14 119H13V117H11ZM59 119H60V121L62 120V118H59ZM100 121L101 122L103 121V123H101ZM246 122L249 123L250 126ZM262 122H264V119H263ZM0 123H1L0 124V131H1L0 138H2L3 141L7 140L6 144L3 145L0 148V160H3V163H0V169H3V168H5V169L14 168L15 169L14 173H12V174L8 175V174L4 173L2 175L3 179H2L1 182L3 183V182H5V180H8V179H10L11 177H14V176L15 177L20 176L19 177L20 178L19 179L20 183H22V184L24 182L27 183L29 178H28L27 174L24 172V169L22 167L23 166V164H22L23 162L21 161L20 145H21V142L23 144H25V145H28V144L30 145L34 140H36L38 138V137L35 136L36 132L38 131V132L42 133L41 131H43V127H40V126L36 125L37 126V128H35L36 130L33 129V135L34 136H32L30 139H26L25 137H22V135L19 133V130L13 131L14 127L11 128V126H8L6 124H5L6 126L3 125L2 124L3 123L2 122V117L0 118ZM25 125H27V123ZM25 125H23L22 127H26ZM69 128H71V127L69 126L68 129ZM9 129H10V132H7V131H9ZM30 133H32V132H30ZM117 134L116 135L114 134L113 136L115 138H117V139L118 138L120 139V136H118ZM204 134L209 136V139L205 138ZM83 135H84V132H83ZM16 136H17V138H16ZM259 137L261 139H259ZM171 139H173V140H171ZM11 142L13 143V145H12ZM124 142H126V143L131 142V139L129 138V140L127 139V141L124 140ZM215 143H216V145H215ZM128 144L130 145V143H128ZM131 144L133 145V142H131ZM134 144L138 148L140 147V149H143L145 147V144H144V146H138L137 143H135V142H134ZM170 144H171V147L169 146ZM211 144H214V145H211ZM61 145L62 144H60L59 146H61ZM72 145H74V144H72ZM135 145H133V148L135 147L137 149V147ZM62 146L68 147L69 145L65 144V145H62ZM156 146H157V148H156ZM173 146L175 148H172ZM179 146H181V148ZM110 147L111 146H107V148H110ZM166 147L168 148L167 149L168 152L167 151H163V150L166 149ZM16 149L17 150L19 149V151H20V152L18 151V155H16L12 151V150H16ZM178 149L180 151H177ZM6 150H7V152H6ZM39 150L41 151L40 156L42 158L44 157L46 159V156H44V150H42V149H39ZM160 150H159V152H160ZM176 152H178V153H176ZM94 153H96L97 156L99 155L98 158H97V156L95 157ZM171 153H173V154H171ZM179 153H181V155ZM68 154H71V152L67 153V155ZM73 154L75 155V152H73ZM107 156H108V158H107ZM152 156L153 155L148 157L146 163L147 162L148 163H153L154 162V160H153L154 158ZM6 157L7 158L9 157V159H7ZM178 157H180V158H178ZM1 158H3V159H1ZM227 159L229 161H227ZM169 160L170 161L173 160L172 163ZM211 160H212V158H211ZM72 161H70V162L72 163ZM158 161H160V160H158ZM123 165L127 166V167L124 169V168H122ZM185 165L188 166V167H186ZM48 166L49 167L51 166V168H49ZM171 166H173V167H171ZM104 167L106 168V166H104ZM158 167H160V166H158ZM207 171L208 170L201 172L200 176L204 177V178H206L207 176H210V174ZM220 172H221V174H220ZM115 173H117V174H115ZM88 174H89V176H88ZM260 175L261 174L259 173L258 176H260ZM113 176H115V177H113ZM178 176H179V178H178ZM94 177H96V178H94ZM102 177L104 178V180L100 179ZM127 178H129V179H127ZM168 186H170V187H168ZM17 187H18V189H17ZM20 187H21V184H19V182H18L16 187H12L14 189L12 191V193L15 194V193L20 192L22 190ZM110 187H112V188H110ZM134 187L135 188L136 187L139 188L140 191L139 192H135L134 191L135 190ZM12 188H10V189H12ZM130 189H131V191H130ZM151 189L152 190H156L157 187L156 188L154 187V188H151ZM97 190H99V191H97ZM172 190H174V191H172ZM246 191H249L250 194L248 192H246ZM193 193H194V191H193ZM230 193L232 195H230ZM19 194H21V193H19ZM25 194L26 193L23 192L21 195H25ZM125 194H127V195L125 196ZM163 194H166V195H163ZM130 195L132 197H130ZM182 195H183L184 199H183ZM257 195H258V193H257ZM117 196H119V197H117ZM120 196L122 197V199L120 198ZM124 196L125 197L129 196L131 199L128 201V199L125 198ZM186 196H188V197H186ZM160 197H162V198H160ZM97 200H98V202H103L102 199H97ZM263 200H264V197H263ZM138 201H141V202L138 203ZM155 201L156 202L160 201L159 203H157V204H159V205H157L159 207H160V204H165V205L168 204L169 205V202L171 204L172 203L171 201H173V205H175V208H172L173 211L170 210V211L166 212L167 213L166 214L165 211L162 208H159L156 205L154 206ZM220 201L225 202L223 198L220 199ZM111 202H113V201H111ZM176 203H181L183 206L181 204H176ZM210 203L212 204L213 207H214V205H217V204H215L214 200L212 202H210ZM259 203H261V204H259ZM148 204H149V206H147ZM185 204H187V205L184 206ZM83 206H84V208H87V209H91V210L93 209V205L92 204H86V205L83 204ZM150 206L152 208H154V209H151ZM183 207H184V209H183ZM226 207L227 206H225V204L223 203V208L226 209ZM148 208H149V210H148ZM178 209H179V211H178ZM154 210H156L158 212V214ZM175 210H177V211H175ZM194 210H195V212H194ZM180 211H181V213H180ZM74 212H75V210H74ZM140 213L146 214V216L141 217V219L140 218L138 219V216L137 217H132V214H140ZM184 213H186V214L184 215ZM229 215H231V216H229ZM164 220H166V222ZM251 220H252V222H251ZM211 221L212 220H210L209 222L211 223ZM218 221L220 222V224H219ZM230 223H231V225H230ZM256 223H257L258 226L256 225ZM193 224H194V226H192ZM214 224H215V222H214ZM221 224L222 225H226V227L225 226L223 227ZM181 225L182 226L185 225V226L182 227ZM221 226L223 227V230H222ZM238 226H239V228H238ZM226 228H227V230H226ZM224 229H225V231H224ZM260 229L263 230L262 231L263 233H261V231H259ZM227 231H228L229 234L227 233ZM214 232H215V229H214L213 233ZM239 233H240V235H239ZM182 234H184V235H182ZM190 234L192 235V237H191ZM147 235H148L147 233L142 235L139 238V242L141 240L145 239L147 237ZM230 235H231V238H230ZM242 235H243V237H242ZM198 236H200L199 239H201L202 241L199 242V239H197L198 244H196L195 240H196V238H198ZM165 237H166V239H165ZM185 237H187V238H185ZM194 237H196V238H194ZM188 241L194 242L195 245L198 246L197 248H198L199 253L201 252V254H202V251L204 249L203 253H204L205 256L204 255L202 256L201 254H199L200 255L199 257H198V255L194 256V257H198L196 259V258L192 257L191 255L190 256L188 255L187 257H189L190 260L187 257H184L182 259V257H180V255L183 254L182 252H184V249L186 248V246L189 245ZM242 242L243 243L245 242V243L243 244ZM157 243L160 244V245H158ZM168 244H170V245L173 244V245L170 246ZM174 244H176L177 246L174 245ZM203 244L205 246H203ZM209 246H211V247H209ZM245 247H247V248H245ZM159 248H161V251H159L160 250ZM212 252H214V253L212 254ZM169 254H171V255H169ZM206 254H208V255H206ZM242 254H240V255H242ZM178 255H179L180 258L178 257ZM232 255L237 256L239 254L233 252ZM210 257H213V259L210 258ZM207 258H208V260H206ZM238 258L243 259V260L240 261V259H238ZM178 259H179V261H178ZM22 260H25V259H22ZM22 260L21 261H17V262H19V264H23L24 261H22ZM27 260H30V261H28L29 263H31V261H32L31 259H27ZM17 262L15 261L13 263V261H12L11 263L12 264H16ZM62 262H63V260H59V261L55 260V261H53V264H62ZM43 263L44 264H48V263H45V262H42L41 264H43ZM67 263H69V262H67ZM115 263L116 264H126L125 261H122V260L121 261H117ZM2 264H5V263L3 262ZM71 264H73V263H71Z\"/></svg>",
  "mask_w": 264,
  "mask_h": 264
},
{
  "label": "water",
  "instance_id": "obj_3",
  "mask_svg": "<svg viewBox=\"0 0 264 264\" xmlns=\"http://www.w3.org/2000/svg\"><path fill=\"white\" fill-rule=\"evenodd\" d=\"M208 78L216 81L222 85H225V81L224 79H222L220 76L216 75V74H208ZM16 86V80L13 77H8L5 78L3 80H0V89L2 90H13L14 87Z\"/></svg>",
  "mask_w": 264,
  "mask_h": 264
},
{
  "label": "snow or ice",
  "instance_id": "obj_4",
  "mask_svg": "<svg viewBox=\"0 0 264 264\" xmlns=\"http://www.w3.org/2000/svg\"><path fill=\"white\" fill-rule=\"evenodd\" d=\"M261 3H264V0H261ZM42 47H48V45L44 44L41 45ZM60 47H63V45H60ZM162 67V66H161ZM173 79H179V77H172ZM46 238V237H45Z\"/></svg>",
  "mask_w": 264,
  "mask_h": 264
}]
</instances>
